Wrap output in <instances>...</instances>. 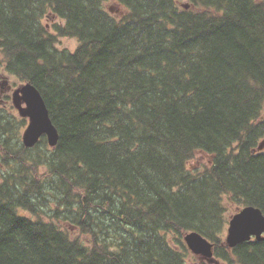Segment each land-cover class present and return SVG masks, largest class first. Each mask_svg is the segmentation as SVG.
Returning a JSON list of instances; mask_svg holds the SVG:
<instances>
[{"label": "trees", "instance_id": "trees-1", "mask_svg": "<svg viewBox=\"0 0 264 264\" xmlns=\"http://www.w3.org/2000/svg\"><path fill=\"white\" fill-rule=\"evenodd\" d=\"M105 1L0 0V64L58 132L26 147L0 108V264H192V230L264 264L221 238L226 200L264 214V0Z\"/></svg>", "mask_w": 264, "mask_h": 264}, {"label": "water", "instance_id": "water-1", "mask_svg": "<svg viewBox=\"0 0 264 264\" xmlns=\"http://www.w3.org/2000/svg\"><path fill=\"white\" fill-rule=\"evenodd\" d=\"M12 100L19 115L27 118V124L21 134L23 145L32 147L41 136H45L48 145L55 146L58 132L49 117L48 109L39 90L30 82H26L14 90ZM262 144L264 141L258 146V149L263 148ZM263 230L264 215L262 211L253 205H245L230 215L226 230V242L232 246L242 241H248L252 236L256 240H260ZM183 240L192 253L204 257L208 262L214 261L213 244L201 233L195 230L188 231L183 235Z\"/></svg>", "mask_w": 264, "mask_h": 264}, {"label": "flooded vegetation", "instance_id": "flooded-vegetation-1", "mask_svg": "<svg viewBox=\"0 0 264 264\" xmlns=\"http://www.w3.org/2000/svg\"><path fill=\"white\" fill-rule=\"evenodd\" d=\"M25 82L18 80L14 75L10 74L3 66V64H0V108L4 110L7 113H10L12 115L18 116L17 108L13 104L12 95L14 90L19 88L22 84ZM24 105V104H22ZM14 110L16 113H14ZM264 149V148H263ZM245 206V205H242ZM263 213V212H262ZM231 215V214H230ZM230 215L227 216V220L224 226V230L222 233V242L224 244L225 249L228 252H232L233 248L237 245H228L226 242V230H227V224L228 219ZM264 215V214H263ZM226 227V230H225ZM225 231V233H224ZM224 235V236H223ZM250 240H256L254 236L250 238ZM248 240V241H250ZM260 240L264 241V230L260 234ZM213 246V255H214V261L208 262L204 257L200 255H195L196 260L192 262V264H226V261L221 258L220 256H217L214 251V242L211 241ZM244 242V241H242ZM241 243V242H240ZM239 244V243H238Z\"/></svg>", "mask_w": 264, "mask_h": 264}, {"label": "rangeland", "instance_id": "rangeland-1", "mask_svg": "<svg viewBox=\"0 0 264 264\" xmlns=\"http://www.w3.org/2000/svg\"><path fill=\"white\" fill-rule=\"evenodd\" d=\"M185 2H186L185 0H180V4L185 3ZM103 7L116 19H119L123 14L126 13V8L123 7L122 5L118 4L115 0H106L103 4ZM43 23L46 25L47 29L50 30V32H53V29H54L53 25L54 24H60L61 20L58 17L54 16L53 14L47 13L46 17L44 16ZM56 44L60 48H62V47L74 48L77 44V40L75 38H72V37L60 36V37H58ZM14 113H16L15 110H14ZM17 117H20V116L18 115ZM25 124H26V121L23 124V126L21 127L20 139H21V134H22V131L24 129ZM204 160H206V157L201 158V161H204ZM195 166H196L195 170L202 169L200 162H197L195 164ZM190 169H192V168H190ZM226 201H227L226 205H228L226 215L228 216V215L234 213L237 210V208L234 206L235 203L233 201H230V200H226ZM225 230H226V227H225ZM224 233H225V231H224ZM186 256L188 257V260L190 259V261L196 260V257L193 255L191 256L190 254L186 253Z\"/></svg>", "mask_w": 264, "mask_h": 264}, {"label": "bare ground", "instance_id": "bare-ground-1", "mask_svg": "<svg viewBox=\"0 0 264 264\" xmlns=\"http://www.w3.org/2000/svg\"><path fill=\"white\" fill-rule=\"evenodd\" d=\"M20 141H21V139H20ZM22 143V142H21ZM23 144V143H22Z\"/></svg>", "mask_w": 264, "mask_h": 264}]
</instances>
